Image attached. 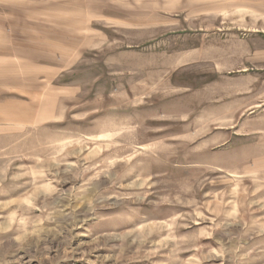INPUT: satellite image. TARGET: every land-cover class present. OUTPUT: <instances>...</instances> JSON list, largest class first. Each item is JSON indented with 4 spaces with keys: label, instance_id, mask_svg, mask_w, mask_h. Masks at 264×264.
Wrapping results in <instances>:
<instances>
[{
    "label": "rangeland",
    "instance_id": "rangeland-1",
    "mask_svg": "<svg viewBox=\"0 0 264 264\" xmlns=\"http://www.w3.org/2000/svg\"><path fill=\"white\" fill-rule=\"evenodd\" d=\"M262 29L264 0H0V264H264Z\"/></svg>",
    "mask_w": 264,
    "mask_h": 264
},
{
    "label": "crops",
    "instance_id": "crops-1",
    "mask_svg": "<svg viewBox=\"0 0 264 264\" xmlns=\"http://www.w3.org/2000/svg\"><path fill=\"white\" fill-rule=\"evenodd\" d=\"M258 33H262L264 34V29H262L261 31L258 30ZM263 36V35H261ZM249 56L246 57L245 61H247L248 65L250 64H255L258 68H260L261 70H264V41H258V43L253 44V42L251 43V45L249 46ZM258 106H261V104H259ZM254 110V109H253ZM211 117H205V115H197V121H200V124L205 121L206 119H210ZM199 124V125H200Z\"/></svg>",
    "mask_w": 264,
    "mask_h": 264
}]
</instances>
